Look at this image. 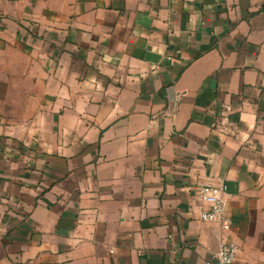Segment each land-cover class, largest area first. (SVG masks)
Segmentation results:
<instances>
[{
    "label": "crops",
    "instance_id": "0c3cea01",
    "mask_svg": "<svg viewBox=\"0 0 264 264\" xmlns=\"http://www.w3.org/2000/svg\"><path fill=\"white\" fill-rule=\"evenodd\" d=\"M229 241L264 264V0H0V264Z\"/></svg>",
    "mask_w": 264,
    "mask_h": 264
},
{
    "label": "built area",
    "instance_id": "2783aa9c",
    "mask_svg": "<svg viewBox=\"0 0 264 264\" xmlns=\"http://www.w3.org/2000/svg\"><path fill=\"white\" fill-rule=\"evenodd\" d=\"M200 196L208 204V208L201 212V219L205 222L220 220L223 227L228 228L229 219L225 213L224 186L203 185L200 187ZM237 252L238 245L235 242H223L214 257L203 264H233Z\"/></svg>",
    "mask_w": 264,
    "mask_h": 264
}]
</instances>
